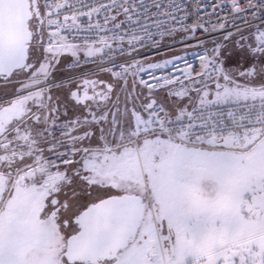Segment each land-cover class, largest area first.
I'll list each match as a JSON object with an SVG mask.
<instances>
[{
	"label": "snow or ice",
	"instance_id": "obj_1",
	"mask_svg": "<svg viewBox=\"0 0 264 264\" xmlns=\"http://www.w3.org/2000/svg\"><path fill=\"white\" fill-rule=\"evenodd\" d=\"M0 264H264V0H0Z\"/></svg>",
	"mask_w": 264,
	"mask_h": 264
},
{
	"label": "rangeland",
	"instance_id": "obj_2",
	"mask_svg": "<svg viewBox=\"0 0 264 264\" xmlns=\"http://www.w3.org/2000/svg\"><path fill=\"white\" fill-rule=\"evenodd\" d=\"M174 49L178 50L181 46H173ZM160 50L162 51H159L161 55H167V56H172L174 54V52L172 51H168L167 48H161Z\"/></svg>",
	"mask_w": 264,
	"mask_h": 264
},
{
	"label": "built area",
	"instance_id": "obj_3",
	"mask_svg": "<svg viewBox=\"0 0 264 264\" xmlns=\"http://www.w3.org/2000/svg\"><path fill=\"white\" fill-rule=\"evenodd\" d=\"M174 46H180V45H174ZM148 54H151V52L150 53H148ZM153 54V53H152ZM189 59H191V57H189Z\"/></svg>",
	"mask_w": 264,
	"mask_h": 264
},
{
	"label": "crops",
	"instance_id": "obj_4",
	"mask_svg": "<svg viewBox=\"0 0 264 264\" xmlns=\"http://www.w3.org/2000/svg\"><path fill=\"white\" fill-rule=\"evenodd\" d=\"M159 51H162V50H159ZM152 54V53H151ZM151 54H149V55H151ZM154 54V53H153Z\"/></svg>",
	"mask_w": 264,
	"mask_h": 264
}]
</instances>
